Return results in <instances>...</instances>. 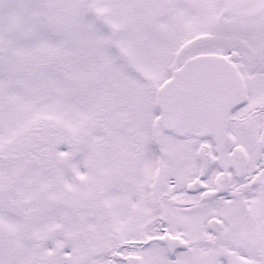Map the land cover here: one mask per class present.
<instances>
[{
  "label": "snow or ice",
  "instance_id": "6c2138e0",
  "mask_svg": "<svg viewBox=\"0 0 264 264\" xmlns=\"http://www.w3.org/2000/svg\"><path fill=\"white\" fill-rule=\"evenodd\" d=\"M0 264H264V0H0Z\"/></svg>",
  "mask_w": 264,
  "mask_h": 264
}]
</instances>
